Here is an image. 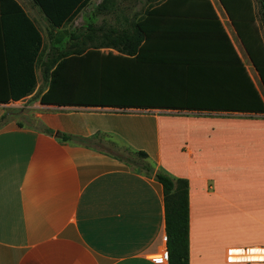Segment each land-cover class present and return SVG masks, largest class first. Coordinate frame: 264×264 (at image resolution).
I'll return each mask as SVG.
<instances>
[{
  "label": "crops",
  "instance_id": "obj_1",
  "mask_svg": "<svg viewBox=\"0 0 264 264\" xmlns=\"http://www.w3.org/2000/svg\"><path fill=\"white\" fill-rule=\"evenodd\" d=\"M13 1L38 29L40 22L52 30L33 0ZM210 2L264 106L259 72L220 0ZM88 5L66 28L84 33L91 27L101 36L130 26L147 9L112 7L98 12ZM10 9H14L10 0H0V116L19 100L39 98L48 87L35 67L32 93L11 99L3 38L4 13ZM260 32L264 37V28ZM102 41L101 37L96 40ZM84 42L80 38L65 44ZM149 45L152 49L145 61H165L160 48L171 44L154 41ZM99 50L119 54L109 44ZM157 87L134 86L131 93L152 94ZM40 109L38 127L12 121L0 128V264H155L151 258L166 247L163 189L154 174L138 172L94 148L62 140L57 132L119 136L131 147L144 150L154 171L186 178L189 264H207L209 248L221 255L223 264L264 263L262 252L255 251L248 259L252 263H239L235 255L231 256L233 263L227 261L230 249H264V111L53 104H41ZM142 116L154 124L150 148L138 145L114 123L119 117L135 118L139 123ZM181 125H202L203 134L179 137L175 129ZM138 131L144 133L142 128ZM163 155L171 161L166 171L160 170Z\"/></svg>",
  "mask_w": 264,
  "mask_h": 264
},
{
  "label": "trees",
  "instance_id": "obj_2",
  "mask_svg": "<svg viewBox=\"0 0 264 264\" xmlns=\"http://www.w3.org/2000/svg\"><path fill=\"white\" fill-rule=\"evenodd\" d=\"M10 1L14 9L8 15L4 13L3 38L8 85L14 101L34 90V69L39 63L43 81L48 84L38 98L41 104L264 111L262 100L210 0H146L147 9L140 19L125 28L105 31L101 36L91 27L84 33L66 28L91 0H33L55 31L50 32L51 45L47 57L44 54L45 60H42L43 35L22 8ZM220 2L264 84V37L260 32L264 28V0ZM115 5V0H101L96 9L103 12ZM100 37L103 41L96 42ZM80 38L90 45L65 44ZM154 41L171 44L160 48L165 61H145L152 49L149 44ZM107 44L119 54L99 50ZM12 58L17 61L12 62ZM141 85L158 87L152 94L131 93L134 90L131 87ZM5 117L2 114L0 122ZM105 134L97 132L81 137L57 132L62 140L91 148V139ZM132 152L145 161L148 158L144 150ZM144 167L154 174L163 189L169 264H189L188 180L154 171L149 164Z\"/></svg>",
  "mask_w": 264,
  "mask_h": 264
},
{
  "label": "rangeland",
  "instance_id": "obj_3",
  "mask_svg": "<svg viewBox=\"0 0 264 264\" xmlns=\"http://www.w3.org/2000/svg\"><path fill=\"white\" fill-rule=\"evenodd\" d=\"M99 2H101V0H91L88 5V9L91 10L93 7H96V5ZM115 2H116L115 8L118 10L122 8H127L131 10L142 9L146 7L147 5L146 0H115ZM255 3H256L255 4L256 8H257L258 3L257 2ZM117 13L120 14L119 12ZM37 24L44 38V49L42 52V60H45L44 54H46V51L48 50V48H50V45H49L51 42L50 32L53 33L55 31L54 30L50 31L47 25L44 26L40 22H37ZM67 29H70V28H67ZM70 30H73V29H70ZM41 68L42 67L39 66V63H38L37 70L41 71ZM40 108H41V104L38 102L37 95L31 98L19 100L14 105H11L5 108L4 114H6V117L0 122V128L7 125L9 122H12V121H15L16 123H20V124H26V125L38 127L40 124L37 121L36 116H37V113L41 112ZM146 115L148 116V114ZM135 121H136L135 118H129V117L120 118L119 117L118 120H116L114 123L115 125H118L119 127H122V129L127 131L130 137L133 138L134 141L138 145L150 148V145L152 144L153 135H154V124L150 122V120L144 119L143 116L139 119L140 121L139 123ZM186 126L181 125L179 126V128L175 129L176 134L179 137L182 135L185 136L187 133H190V135L192 136H198V137L202 136L203 134L202 125H191L188 127ZM139 128L144 129V133H142V135H139V131H138ZM105 135L106 136L100 135V136H97L91 139L90 144L92 148L117 159L119 162L123 163L124 165H126L127 167L133 170L150 175V172L145 170L144 165L149 164L150 167L152 166L147 160L145 161L141 156L132 152V149L133 150H137V149L128 145L119 136H115L112 134H105ZM163 156H164L163 163H162L163 165L160 166V170L166 171V165L171 163V161L166 158L167 156L165 155ZM181 165L182 164H179V166ZM202 165H203L202 162H200L199 166H202ZM183 168H184V165H183ZM199 216L201 217L199 239L201 241V245L203 248L204 245H203V235H202V206L200 208ZM204 255L205 254H201V257H203ZM206 257L207 259H210V261H208L207 264H223L221 261V255L219 253H215L210 248L208 249V255ZM202 263H203V260H202ZM255 264H264V263H255Z\"/></svg>",
  "mask_w": 264,
  "mask_h": 264
},
{
  "label": "built area",
  "instance_id": "obj_4",
  "mask_svg": "<svg viewBox=\"0 0 264 264\" xmlns=\"http://www.w3.org/2000/svg\"><path fill=\"white\" fill-rule=\"evenodd\" d=\"M167 237L166 235H164V240L166 241ZM257 250H263L264 249H257ZM256 250H252L250 248H235V249H230L229 253L227 256V260L231 263H233V261L231 260V256L235 255L237 256L236 258L238 259L237 262H245V263H252L254 261H250V260H244L242 259L243 254L248 253V252H254ZM152 262H154L155 264H169V251L167 249V247H164L158 254L154 255L151 258Z\"/></svg>",
  "mask_w": 264,
  "mask_h": 264
},
{
  "label": "bare ground",
  "instance_id": "obj_5",
  "mask_svg": "<svg viewBox=\"0 0 264 264\" xmlns=\"http://www.w3.org/2000/svg\"><path fill=\"white\" fill-rule=\"evenodd\" d=\"M259 252H262L261 258L264 259V251L263 250L262 251L261 250H256L255 251L256 254H258ZM243 258H244V260H247V259L251 258V252H248V253L243 254Z\"/></svg>",
  "mask_w": 264,
  "mask_h": 264
}]
</instances>
